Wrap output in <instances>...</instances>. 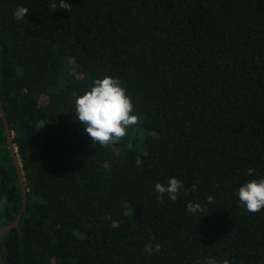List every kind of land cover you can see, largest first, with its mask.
<instances>
[{"label":"trees","instance_id":"obj_1","mask_svg":"<svg viewBox=\"0 0 264 264\" xmlns=\"http://www.w3.org/2000/svg\"><path fill=\"white\" fill-rule=\"evenodd\" d=\"M66 2L0 0V105L26 196L1 264H264V209L238 197L264 178V0ZM105 76L140 117L107 148L73 95ZM172 177L197 191L157 199ZM10 178L0 226L21 206Z\"/></svg>","mask_w":264,"mask_h":264},{"label":"clouds","instance_id":"obj_2","mask_svg":"<svg viewBox=\"0 0 264 264\" xmlns=\"http://www.w3.org/2000/svg\"><path fill=\"white\" fill-rule=\"evenodd\" d=\"M49 7L56 11L57 8L72 11V7L66 0H59V4L50 0ZM28 14L26 7H18L13 16L17 21L23 20ZM75 96V117L84 126L93 145L107 148L128 135V129L139 123L140 117L133 114L134 106L131 98L127 95L125 87L119 78L105 76L96 79L90 90L82 95ZM248 175H254L255 170L248 169ZM183 190L184 195L197 191V186L184 189V183L175 177L170 178L167 184L157 183L155 191L157 199L163 201L167 195L171 201H176ZM239 203L249 213H258L264 209V178L251 179L238 189ZM209 203H214L212 196L207 197ZM186 210L195 215L198 211L203 212L204 207L199 203L188 202ZM206 264H229L228 259L217 261L215 258L205 257Z\"/></svg>","mask_w":264,"mask_h":264},{"label":"flooded vegetation","instance_id":"obj_3","mask_svg":"<svg viewBox=\"0 0 264 264\" xmlns=\"http://www.w3.org/2000/svg\"><path fill=\"white\" fill-rule=\"evenodd\" d=\"M1 124H2V121H1ZM2 133H3V138L0 137V209L3 207L4 201L9 194L11 195L16 194V189L14 188V186H11V184L9 183V180L11 179L10 177L12 175V171L15 172V179L18 185V189L20 191L21 204H22L21 187H20L18 176H17V170H20V165L17 159L16 151H14V145L10 146V144L8 143L7 137L4 133L3 125H2ZM11 137H12V134H11ZM10 141H11V138H10ZM17 164H18V167H17ZM5 174H7L8 177H5ZM21 177H22V174H21ZM7 193L8 195L6 196Z\"/></svg>","mask_w":264,"mask_h":264},{"label":"water","instance_id":"obj_4","mask_svg":"<svg viewBox=\"0 0 264 264\" xmlns=\"http://www.w3.org/2000/svg\"><path fill=\"white\" fill-rule=\"evenodd\" d=\"M0 118H1V121H2L4 133H5L6 137H7L8 143L10 144V146H12V145H14L10 141L12 132H10V129H9L7 121H6V118L3 115L1 105H0ZM14 151H15V147H14ZM17 167H18V164H17ZM21 174H22L21 170H17V176H18V179H19V182H20L21 193H22V204H21V207H20L19 211L17 212L15 218L13 219V221L11 223H9L7 225L0 226V236L3 233V231H5V230L13 227L14 225H16V223L18 222V220L20 218V215H21V213L23 211V208L25 206L26 196H25V188H24V185H23L24 184L23 183V178L21 177ZM0 264H1V255H0Z\"/></svg>","mask_w":264,"mask_h":264}]
</instances>
